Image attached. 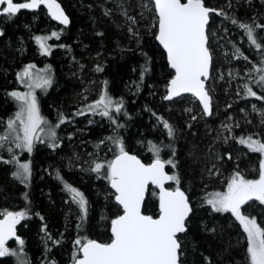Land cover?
<instances>
[{"label": "trees", "instance_id": "1", "mask_svg": "<svg viewBox=\"0 0 264 264\" xmlns=\"http://www.w3.org/2000/svg\"><path fill=\"white\" fill-rule=\"evenodd\" d=\"M19 1L22 0H14ZM57 1L70 20L67 27L61 28L59 33L55 32L59 37L57 41L61 44V50L68 58L60 59L56 56L58 49L50 50V56L46 60L51 68L52 82L47 92L39 97L42 112L50 121L57 124L61 117L74 119L77 113L73 112L74 107L68 103L74 100L73 91L76 84L85 77L99 78L106 92L112 98H118L117 102L122 101V107L120 113L114 111L110 114L117 121V124H113L108 119L112 128L110 131L103 127L91 126L78 134L81 145L76 148L83 150L81 153L83 160L69 158L68 168L54 160L56 156L50 153L52 147L40 148L41 144H38L30 157L29 184L13 178L12 163L3 152H0V210L2 212L17 210L25 213V218L18 228V235L23 239V251L28 264H71L74 252L77 257L79 256L74 243L77 239H91L102 243L109 241L106 239L110 238L109 225L103 223L105 228L102 231L98 230V213L104 210L109 217L116 218L121 214V210L112 203L113 197H110V194L107 195V202L103 201L99 194L105 191L103 187L106 185L102 181L108 182L102 175L106 169H102L101 173L90 170L96 162L107 163L108 160H103L104 158L99 155L105 146L113 150L111 159L117 154L118 148L112 140L106 139L108 137L118 138L126 152L135 153L144 162H149V156H153L149 150L150 142L160 148V158L166 162L171 160L175 164L174 167L168 163L166 166L170 175H176L179 180L178 184L172 181L171 186L185 191L188 201L201 198V192H207L206 188L204 189L207 180L200 172V163L196 162L198 158L193 150L198 146L201 148L208 131L196 122L183 124L175 112H169L170 109L175 111L179 100L184 97L167 104L161 99L173 73L167 66L163 51L155 42V28L148 30L137 19L140 37L135 42L126 44V39L115 33L109 19L100 12V8L103 7L105 11L110 10L111 5L107 1ZM127 1L130 2L129 5L133 4L132 6L137 2ZM202 1L205 6L218 9L217 11L222 13L218 16L211 15L207 27V47L212 62L216 61L215 46H223L233 60L242 61L254 68L251 88L258 94H264V84L258 80L260 75H264V71L257 70L264 66L256 67L244 47L242 48L235 38L223 35L216 27L217 20H220L226 26L248 25L256 33V30H260L258 26L261 25L259 22L264 12H258L259 16L252 22L249 5L242 2H232V6L227 9L224 2L228 0ZM36 13L42 14L43 9ZM36 13L19 12L15 16L5 17V21L0 20L4 23L0 27V124L14 115L15 108L8 93L17 83V73L28 63L41 65L40 58L33 55V48L37 42L36 38L43 34L41 30L44 21L42 16L34 21ZM48 23L53 25L52 22ZM6 40L19 45V49L17 51L5 49ZM259 42L263 44V41ZM251 46L253 47V44ZM261 49L264 50V47ZM67 64L73 66L70 71ZM79 64L81 68L75 69ZM130 82H134L135 91L133 95H125L122 87ZM256 83L260 86L257 87L259 89L255 87ZM224 100L226 102L227 98ZM246 100L237 98L233 107L217 111V114L215 111L204 121L212 122L216 115L221 117L234 108L246 106ZM226 105L227 103H223L222 106ZM167 106L168 111L165 110ZM166 112L174 113V116H170L174 121H172L174 133L179 130L181 133L179 135L177 133L170 141L164 135V141H159L152 135L151 125L146 122V117H156ZM235 134H238V131L235 130ZM139 138L145 149L133 148V141ZM57 141L63 142V138L58 137ZM168 151L171 152L170 155H167ZM57 152L60 154V150L55 151L58 156ZM226 152H223V157L226 156ZM24 155L26 157V154H23L21 160H25ZM226 162L228 168L231 161ZM63 182L79 187L87 201V215L76 227L73 221L65 216L69 206L64 202L67 197L61 193ZM157 211L158 193L154 187H150L143 212L155 217ZM251 216H254L257 224L264 229V208L258 205L257 209H251ZM228 220L227 216L208 212L207 207L192 209L185 224L186 231L177 237L180 243V263L247 264L245 246L242 240L240 241L236 228L229 224Z\"/></svg>", "mask_w": 264, "mask_h": 264}, {"label": "snow or ice", "instance_id": "2", "mask_svg": "<svg viewBox=\"0 0 264 264\" xmlns=\"http://www.w3.org/2000/svg\"><path fill=\"white\" fill-rule=\"evenodd\" d=\"M152 3L158 16L156 39L166 51L168 64L175 73L164 98L171 100L183 93H190L202 104L204 113L210 114V97L204 84V80L208 78L210 64V53L206 47V25L209 21V12L215 10L205 7L202 0H186V2L152 0ZM0 5H6L0 10V15L9 17L15 16L21 9H36L43 5L48 9L53 20L64 25L69 23L56 0H30V2L22 3H15L14 0H0ZM221 14L217 12V15ZM240 27L247 30L248 40L259 48L260 45L254 38L252 29L243 24ZM52 36L59 38L55 32ZM47 39L51 37L36 38L42 54H47L50 50L45 43ZM257 70L264 71V68ZM23 77L30 78L29 69H25L21 78ZM259 82L264 84V75H261ZM49 83V80H44L42 84L30 83L28 86L31 89L44 87ZM246 89L249 96H256L252 89L247 86ZM11 95L22 102L21 109L16 114L19 127L17 128L15 121L8 122L9 132L15 133L16 147L31 152L35 140L43 142L41 133H44L50 141H54L56 132L52 126H48L47 129L44 127L48 122L40 115L36 97L31 92L24 95L13 92ZM121 107L122 101L115 102L107 95H102L94 104L88 105L90 111L107 117L113 124H117V121L110 115V111L114 109L116 113H120ZM78 114L83 115L84 112L81 111ZM64 122V118L61 117L55 128ZM162 123L167 129L168 136L171 137L173 129L167 121ZM8 138L0 137V141ZM106 139L113 141L119 149L118 154L106 164L96 162L90 170L101 173L102 169H106L102 175L114 190L115 202L122 209V214L111 220L110 242L101 243L91 239H77L74 242L76 251L82 254L81 257H77L74 252V264H178L180 243L177 234L186 231L185 221L191 208L185 193L179 187L175 190L165 188V183L168 181L179 183L176 175H168L165 172V163L172 164L174 167V162L163 161L159 154L160 148L150 142L149 150L153 153L154 159L151 164L146 165L136 156L129 155L118 138ZM239 143L245 144L251 152L264 156V143L251 137L246 140L241 138ZM49 146L54 148L58 144L50 143ZM19 167L22 172L16 175L27 179L29 165L25 163ZM148 185L159 189L158 218L141 212ZM64 187L71 194L72 201L79 205L81 212H85L86 200L83 194L68 184ZM251 200L264 204V159L259 164V179L248 180L237 173L231 177L226 191L213 193L206 203L211 205L214 212H230L239 221L247 235L250 264H264V229L255 219H250L241 213V206ZM0 215H3V219H0V257H2L14 254L10 253L5 245L15 236V226L25 218V213L9 211ZM18 243L23 244V241Z\"/></svg>", "mask_w": 264, "mask_h": 264}, {"label": "rangeland", "instance_id": "3", "mask_svg": "<svg viewBox=\"0 0 264 264\" xmlns=\"http://www.w3.org/2000/svg\"><path fill=\"white\" fill-rule=\"evenodd\" d=\"M105 1H107V3L111 5V8L107 11H105L106 9L104 7L100 8V12L104 17L109 19V23L114 28L115 33L126 39V44L133 43L140 37V30L138 27L137 19H139L140 22H142L146 26V29L151 30L152 28H155L156 35L157 18L151 0H137L134 6H132L133 4L129 5L130 2L127 0ZM232 2H242L245 5H249L251 14L250 19L252 20V22H254L255 19L259 16L258 12H264V0H228L224 2V7H226L227 9L230 8L232 6ZM41 16L43 17L44 26L41 30V33L43 34H41L40 37H51V39H47L45 41L48 48L50 50L58 49L56 56H59L60 59L68 58L67 54L65 52L63 53V51L61 50L60 42L57 41V38L52 36L53 32L59 33L60 29L63 27H60L53 22V25H51V23L49 24L48 22L51 21L46 16L44 10L42 14H35V17L33 18L34 21H37ZM260 19L261 20L259 22V25L261 24L260 26H264V16ZM3 24V22H0V27ZM216 27L223 33V35L235 38L236 41H238V43L242 45V48L244 47V50L248 52V55L251 57V60L256 67L264 66V50L261 49L262 47H264V27H260V30H256V33L258 35L253 32L254 38L260 45L259 48H257L254 44L253 47L251 46L252 43L248 40L247 30L241 28L240 26H226L225 23L217 20ZM259 41H263V44ZM18 47L19 45H17L16 43H11L9 40L5 41V49L9 51H17L19 49ZM38 50L40 54H38ZM50 50L47 54H42L40 45L37 42L35 43V48H33V55L34 57L36 56L40 58L41 65L37 66L36 64L28 63L20 69L21 71L17 73V83L8 93L9 99L12 101L15 108L14 115L5 123L0 124V127H2L0 130V137H9L8 139L0 141V145H2L0 146V152H3L4 155H6L7 160L12 163L13 178L25 184L30 183V157L38 144H41L40 148L48 147L50 143L58 144L57 147L51 148L52 151H50V153H53L52 156H56L54 160L59 164H64L65 168L70 167L69 158L75 159L77 161L83 160L81 157V153L83 150L77 149L78 145H81L78 134L86 131V129L91 126L103 127L107 131H110V129H112L111 123L109 122L108 118L103 117L99 114H94L88 109V105L94 104L102 95H107L115 102H117L116 100H118V98L114 99L106 92L105 87L99 78L85 77L76 84V88L73 91L74 100L68 103L69 106L74 107L73 112L77 113L76 117L74 119L64 118L65 122L63 124H60L58 128H55L57 122L53 123L46 117V115L40 108L39 102L40 95H44L47 92L52 82L51 68L46 60L50 56ZM215 56L216 61L211 63L210 78L206 83V89L211 97L212 113L216 111L217 114V111L219 112L228 107H233V103H236L237 98L240 97L242 98V100L247 99V102L245 104L246 106H240L238 109L234 108V110L225 113V115H221V117L220 115L217 116L215 114L216 116H214V120L209 123L204 121L208 118L205 117L198 102L191 96H185L184 98H181L182 100H179L180 102L178 103V107L175 111L171 109L169 110L168 106L165 108V110H169V112H175L178 117L181 118L183 124H186L188 122H196L201 125L204 130L208 131L206 133L208 134V136H206V139L202 142L201 148L200 146H198L197 149L194 147L195 150H193V152L195 151V155L198 158L196 159V162L200 163H198L200 166V172L207 180V184L205 186L203 185L204 189L206 188L207 192H201V198L194 199L193 201L190 200L189 202L191 205V209L207 207L208 212L211 213L218 212H214L211 208V205L206 203V200L211 198L212 194L215 192L226 191L227 184L230 181L231 177L237 173L248 180L259 179V164L260 161L264 159V156H262L260 153L251 152L245 144L239 143L241 138L246 140L249 137L254 140H258L261 143H264V94H258L254 89L251 88V75L254 73V68L248 64L246 65V63H243L242 61L233 60L230 56L229 51H227L223 46H215ZM69 64H67V69L70 71L71 67L73 68V66H70ZM75 67V69L78 70L81 68L80 64L76 65ZM25 69H29L30 78H21ZM260 77L261 75L258 77L259 81ZM44 80H49L50 83L44 87H32L31 89L28 86L30 83L42 84ZM246 86L256 93L255 97L249 96L247 94ZM255 87L257 88L260 86L258 85V83H256ZM122 91L125 95H133L135 91L134 82H130L129 84L123 86ZM13 92L19 93L21 95L31 92V94L36 97L37 107L39 109L40 115L48 122V124L44 127L47 129L48 126H52L56 132V139L54 141H50L48 137L44 135V133H41L43 142H41V140H35L31 152H28L24 148L16 147L17 142L14 139L15 133L9 132L8 122L10 120L15 121L17 128L19 127V121H16V114L20 111L22 102L11 95ZM165 95L166 92L163 94L161 98L162 100L164 99ZM256 97H261L262 99H257ZM224 98H227L226 102ZM223 103H227V105L224 107L222 106ZM81 111L84 112L83 115L78 114ZM112 112H114V109L110 111V114ZM173 114L166 112L165 114L158 115L156 117H146V122L150 123L151 125L150 129L152 135H155V137L159 141H164L165 136L168 138L167 140L170 141L171 138H174L177 133L178 135L181 133V130L176 131L175 133L173 130V135L169 137L167 129L163 127L162 121H167L173 129V120L170 117ZM235 130L238 131V134H235ZM58 137L63 138V142L57 141ZM134 147H137L138 149H145V146L140 138L133 141V148ZM166 148L167 147L165 146L164 149ZM57 150H60V154L59 152H57L59 154L58 156L55 153V151ZM112 151V148L105 146L99 153V155L104 158L103 160L110 161L112 160L110 158ZM118 151L119 149H117V154ZM223 152L227 153L225 157H223ZM169 153L171 154V152L168 151L167 155H170ZM23 154H26V157L24 155L25 160H21V156ZM153 159L154 156L150 155L149 161ZM229 160L231 161V165L227 168L228 164L226 161ZM25 163L29 165V173L27 175V179H23L22 177H18L16 175L18 172H22V169H20L19 166ZM165 165L167 166V163H165ZM102 183L107 186V188L106 186L103 187V190L105 189L103 193H100L98 191L99 194H101L102 200L107 202L108 196L110 194V197H113V200H111L112 203L116 207H118L114 202V192L110 189L109 182L102 181ZM65 184L68 183L63 182V190L61 189V193H64V195L67 197V200H64V202L69 206L67 212L65 213V216L72 220L74 226L76 227L77 223L85 219V216L87 215L86 205L85 212H81L79 205L72 201L71 194L65 189ZM68 185L74 187L83 194V191L79 187L72 184ZM171 188V190H175L177 187L175 186L173 188L171 186ZM93 189L94 191H96L95 187ZM84 199L86 200L85 196ZM258 205L264 206V204H261L257 200L249 201V204L246 206L245 210L241 212L242 215H245L250 219H255L254 216H251L250 212L251 209H257ZM10 212L17 213L18 211L12 210ZM0 213L3 212L0 210ZM218 214L229 217L228 223L236 228V231L240 236V241L242 240L245 246L244 250L246 253L247 264H250V259L247 253V235L244 232L243 227L241 226L239 221L231 216L230 212ZM98 216L99 217L97 223H99V231H102L105 228L103 223H107L110 228L111 220L115 218L109 217L107 212H105L104 210H101V212L99 211ZM228 223L226 224L227 226L229 225ZM106 239L110 240V238ZM8 249L10 253H14L12 255H8L11 257L14 264H28L25 259V255L22 254V247H12Z\"/></svg>", "mask_w": 264, "mask_h": 264}, {"label": "water", "instance_id": "4", "mask_svg": "<svg viewBox=\"0 0 264 264\" xmlns=\"http://www.w3.org/2000/svg\"><path fill=\"white\" fill-rule=\"evenodd\" d=\"M152 1V0H151ZM22 2H30V0H25V1H22ZM22 2H20V3H22ZM56 2L60 5V3L56 0ZM183 2H186V0L185 1H183ZM202 3H203V1H202ZM204 4V3H203ZM154 6V5H153ZM205 6V5H204ZM3 7H6V5H0V10H2L3 9ZM60 7H61V10L64 12V14L66 15V17L68 18V21H69V23H70V20H69V17H68V15L66 14V12L64 11V9H63V7L60 5ZM205 7H207V6H205ZM40 8H42L44 11H45V13H46V16L49 18V20L51 21V22H53V23H55L56 25H58V26H60V27H67L68 25H69V23L67 24V25H64V24H61L59 21H57V20H53L52 19V17H51V15L48 13V9L46 8V7H44L43 5H40L38 8H36V9H21L19 12H30V13H35V12H37ZM207 8H209V9H213V8H210V7H207ZM213 10H215V9H213ZM154 11H155V9H154ZM18 12V13H19ZM217 10H215V11H210L209 12V21H208V24H209V22H210V16L211 15H214V16H218L217 15ZM155 15H156V13H155ZM2 16H4V15H0V18L2 17ZM156 18H157V32H156V35L158 34V16L156 15ZM208 24L206 25V36H207V27H208ZM156 35H155V42H156V44L160 47V49L163 51V53H164V55H165V60H166V63H167V66H168V68H169V70L170 71H172V73H173V76H174V70L169 66V64H168V60H167V53H166V51L164 50V48H163V46L162 45H160V43H159V41L156 39ZM0 36H1V31H0ZM206 47H207V43H206ZM208 48V47H207ZM209 50V49H208ZM209 53H210V51H209ZM211 63H212V58H211V54H210V64H209V74H208V78L206 79V80H204V84H205V90H206V92L208 93V91H207V89H206V83H207V81L209 80V78H210V70H211ZM173 76H172V78H173ZM171 78V79H172ZM170 79V80H171ZM203 79V78H202ZM170 80L168 81V84H167V87H166V95H167V88H168V85H169V82H170ZM165 95V96H166ZM208 95H209V93H208ZM164 96V97H165ZM185 96H191V97H193L190 93H183V94H181V96H178V97H173V99H171V100H166L165 98L163 99L164 100V102H171V101H174V100H176V99H179V98H181V97H185ZM209 97H210V95H209ZM197 102H198V104H199V106H200V108L202 109V111H203V113H204V110H203V106H202V104L199 102V100L198 99H196L195 97H193ZM211 113H212V109H211V97H210V114H205L204 113V115H205V117L206 118H208V117H210V115H211ZM129 155H134V156H136L142 163H144V164H151L152 162H153V160H151V161H149V162H144L143 160H141L140 159V157H138L137 155H135V154H133V153H131V152H127ZM115 158V156L112 158V159H114ZM165 172L168 174V175H170V173L168 172V170H167V168H166V166H165ZM170 184H171V181H168V182H166L165 183V188L167 189V187H170ZM109 186H110V184H109ZM149 187H154L153 185H148V187H147V189H146V191H145V197H144V201H143V203H142V206H141V212H142V214H144V215H147V214H145V213H143V205H144V202H145V199H146V194H147V191H148V189H149ZM155 188V187H154ZM110 189L114 192V190L111 188V186H110ZM157 190V192L159 193V189H156ZM181 191H183V190H181ZM184 192V191H183ZM185 193V192H184ZM185 195H186V193H185ZM186 197H187V195H186ZM187 199H188V197H187ZM114 202H115V198H114ZM115 204H116V202H115ZM119 208H120V206L118 205V204H116ZM190 206V205H189ZM244 205H242L241 206V208L243 207ZM120 210H121V214H122V209L120 208ZM158 215H159V200H158V211H157V215L155 216V217H153V218H158ZM189 215H190V213H189ZM151 216V215H150ZM233 216V215H232ZM189 217V216H188ZM234 217V216H233ZM0 219H3V218H0ZM188 219V218H187ZM187 219H186V221H187ZM23 220V219H22ZM22 220H20V222L19 223H17L16 224V226H15V236L13 237V238H11V239H9L7 242H6V244L8 243V242H10V241H12V240H16L17 242L18 241H21V238L19 237V236H17V234H16V227L22 222ZM186 221H185V224H186ZM180 234H183V233H179V234H177V236L178 235H180ZM109 235H110V237H111V223H110V228H109ZM96 241V240H95ZM98 242V241H97ZM110 242V241H109ZM108 243V242H107ZM82 256V254H80L79 253V257H81ZM2 257H4V256H2ZM73 264H74V262H73ZM178 264H180V262H179V250H178Z\"/></svg>", "mask_w": 264, "mask_h": 264}, {"label": "flooded vegetation", "instance_id": "5", "mask_svg": "<svg viewBox=\"0 0 264 264\" xmlns=\"http://www.w3.org/2000/svg\"><path fill=\"white\" fill-rule=\"evenodd\" d=\"M20 2H22V1H19V2H15V3H20ZM30 13V12H29ZM36 13V12H35ZM8 15H4V16H2L1 18H0V20L2 19V20H4L5 19V17H7ZM167 189L168 190H171L172 188L171 187H167ZM249 204V201L246 203V204H244V206L241 208V212L242 211H244L245 210V208H246V206ZM259 206H261V205H259ZM261 207H263L264 208V206H261ZM191 211H192V209H191ZM251 213V212H250ZM231 216H232V214H231ZM233 217V216H232ZM235 218V217H234ZM256 220V219H255ZM23 221V220H22ZM22 223V222H21ZM20 223V224H21ZM20 224L16 227V234H17V236H19L18 235V228H19V226H20ZM181 235V234H180ZM179 236V235H178ZM177 236V237H178ZM20 237V236H19ZM21 238V241H23V239H22V237H20ZM7 248H12V247H17V248H19V247H22V249L24 250V248H23V244H20V243H18L16 240H12V241H10V242H8L6 245H5ZM22 254L24 255V251L22 252ZM73 262H74V260H73ZM73 262L71 263V264H73ZM179 262H180V260H179ZM0 264H14V262L12 261V259H11V257L10 256H8V255H6V256H4V257H0ZM181 264V263H180Z\"/></svg>", "mask_w": 264, "mask_h": 264}, {"label": "bare ground", "instance_id": "6", "mask_svg": "<svg viewBox=\"0 0 264 264\" xmlns=\"http://www.w3.org/2000/svg\"><path fill=\"white\" fill-rule=\"evenodd\" d=\"M185 1V0H184ZM59 2V1H58ZM60 3V2H59ZM61 5V4H60ZM62 6V5H61ZM40 9H42V8H40ZM168 170V169H167ZM168 172L170 173V171L168 170ZM150 188V187H149ZM148 192V191H147ZM190 205V204H189ZM191 208V207H190ZM191 213V212H190Z\"/></svg>", "mask_w": 264, "mask_h": 264}]
</instances>
